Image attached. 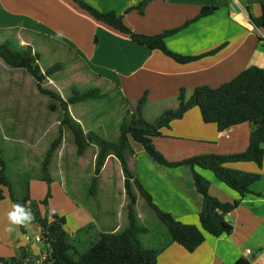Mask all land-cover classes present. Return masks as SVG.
<instances>
[{"label": "crops", "instance_id": "1", "mask_svg": "<svg viewBox=\"0 0 264 264\" xmlns=\"http://www.w3.org/2000/svg\"><path fill=\"white\" fill-rule=\"evenodd\" d=\"M81 1L101 12L114 11L133 32L144 35L179 29L197 18L203 7L213 6L217 10L166 38L170 51L199 57L188 63L176 62L160 50L133 42L129 36L93 18L74 0H0V41L7 42L5 36L15 37L20 45L31 46L35 52L34 39L49 38L72 52L93 77L97 75L98 80L117 89L132 112L145 94L143 116L149 122L156 121L166 110L177 109L182 90L190 97L198 87L218 88L250 67L264 68V29L257 28L251 19L263 14L259 0H152L143 14L129 11L142 0ZM253 129L251 123H244L220 132L215 124L204 123L200 110L193 108L165 128L153 143L168 162L175 163L203 154L242 153L249 145ZM142 152L141 149L138 154L132 152L131 164L135 166V178L152 197L154 205L184 224L201 227L199 213L203 199L194 186L191 169L167 167L149 155L152 161L140 162L137 155ZM111 158L115 157L106 160L101 175ZM119 166L122 170L120 162ZM227 167L261 176L251 186L252 193L241 198L240 204L228 214L233 232L219 238L206 235L204 243L194 252L170 243L169 237L157 248H164L158 264H235L240 258L264 264V160L261 168L254 162L231 163ZM196 171L210 181V195L221 202L231 205L240 198L210 170L196 168ZM136 190L135 206L140 194ZM152 190L158 193L159 200L156 201ZM29 193L33 198L31 186ZM13 204L9 197L0 202V257L29 264L44 246L27 245L26 236L30 235L27 228L9 225L7 213ZM88 225L89 222H83L74 231ZM9 227L15 230L11 231L8 245L4 244V237L6 234L8 239ZM143 228L146 230L143 234H147L149 230ZM35 232L40 234V227ZM111 232L114 231L103 233Z\"/></svg>", "mask_w": 264, "mask_h": 264}, {"label": "trees", "instance_id": "2", "mask_svg": "<svg viewBox=\"0 0 264 264\" xmlns=\"http://www.w3.org/2000/svg\"><path fill=\"white\" fill-rule=\"evenodd\" d=\"M74 1L93 18L129 36L133 42L146 46L151 50H160L166 56L179 63H188L197 60L199 57H185L170 51L166 46V38L188 24L207 17L217 10L213 6L203 7L197 18L189 21L179 29L165 31L158 35H144L133 32L125 24L123 17L114 11L101 12L81 0ZM151 1L142 0L137 6L130 8L129 11L138 10L140 14H143ZM259 1L262 4L263 14L258 18L251 17V19L257 28L264 29V0ZM24 47H26L25 51L20 53L11 50L7 44H0V58L12 69L25 70L35 81L40 94L59 102V108L64 115L60 133L52 142L43 160L42 173L44 177L42 179L46 181L51 179L48 168L54 154L62 143V127H66L73 136L78 155H83L91 144H95L99 149L94 169L95 179L91 190L95 189L96 180L106 160L114 156L121 164L125 176V191L129 199L127 206L129 226L121 232L102 233L99 240L92 243L87 252L79 254L73 251L77 256L75 258L74 254H71L74 249L64 228L66 224L65 216L51 212L47 198L41 202L44 206V212H41L37 206L39 203L36 204L35 201H32L30 193H27L20 201L16 200L11 194L13 203L25 205L27 208H30L29 206L32 207L30 209L35 216L32 224H36L41 228L42 235L50 244L51 257L47 264H158L159 256L164 248L145 249L138 237L146 230L137 223L134 212L137 197L133 192L132 181H134V186L138 189L140 195L166 226L170 235V243L179 244L188 252H194L204 243L206 235L219 238L230 235L233 232V226L227 216L240 204L241 198L252 193L251 186L260 180L261 176L257 173L231 169L227 165L239 162H254L259 168L263 166L264 68L250 67L218 88L198 87L190 97H187L185 91L182 90L179 95L178 108L166 110L154 122L147 121L143 116V109L147 101L146 95H144L134 108L130 121L121 126L118 142L111 143L92 132L85 133L81 124L75 121L69 113L70 105L97 97V92L92 90L87 93H79L74 90L72 97L68 100H63L57 93L43 87L44 81L59 66L42 72L38 64L39 54L34 53L31 46ZM56 108V104L51 105V109L56 110ZM193 108L200 110L204 123L215 124L220 132L244 123H251L254 129L250 135L247 149L242 153L227 155L203 154L180 162H168L163 154L156 149L153 139L161 136L165 128H169L173 121L182 119ZM130 138L141 144L145 152L155 162L167 167L188 166L191 169L194 186L203 199L199 213L201 227L184 224L176 220L170 213L162 211L154 205L152 197L143 189L138 179L135 178L129 169L126 152L131 151L129 146ZM196 168L210 170L219 182L237 192L240 198L233 204L228 205L210 195V181L199 174ZM8 189H10V183L7 178L6 165L0 156V202L7 197ZM0 264H20V262L15 258L5 259L0 257ZM235 264L252 263L245 258H240Z\"/></svg>", "mask_w": 264, "mask_h": 264}, {"label": "rangeland", "instance_id": "3", "mask_svg": "<svg viewBox=\"0 0 264 264\" xmlns=\"http://www.w3.org/2000/svg\"><path fill=\"white\" fill-rule=\"evenodd\" d=\"M3 39L8 40L0 41V44H7L11 50L20 53L25 51V45H20L15 37L5 36ZM33 46L39 54L38 64L42 72L59 66L44 81L43 87L57 93L63 100L72 97L74 90L79 93L95 90L97 97L69 106L70 116L75 121L79 120L85 133L92 132L104 140L117 143L121 126L131 119L132 107L127 100L113 86L98 80L99 76L93 77L88 67L78 61L72 52L59 47L49 38L34 39ZM52 104L57 105L56 110L51 109ZM63 117L59 102L40 94L35 81L25 70L12 69L0 59V156L6 165L10 183L6 195L11 199L13 194L20 201L29 193L31 186L32 200L39 203L37 206L41 212H44L41 202L47 198L50 211L66 218L64 228L74 249L71 254L76 258L75 252H87L91 244L99 240V233L121 232L129 226V199L124 193V176L116 158L109 160L107 170L98 176L95 189L91 190L99 149L91 144L83 155H78L73 136L66 127H62V144L48 168L51 179H42L43 160L60 133ZM129 146L136 154L140 149L143 151L137 155L140 162L143 159L152 161L142 145L131 138ZM131 151L126 152V159L131 173L136 176L135 166L131 164L134 163ZM135 164L138 168L136 159ZM132 184L136 193L134 181ZM152 191L156 201L159 200L158 193ZM134 212L138 225L149 230L147 234L138 236L142 246L145 249L159 248L170 235L140 194ZM83 222L90 225L74 231ZM37 227L31 223L26 228L30 235L35 236ZM40 232L42 235L41 228ZM2 234H5L3 230ZM4 238V244H11V231L8 239L6 234ZM37 259V256L34 257L29 264H37Z\"/></svg>", "mask_w": 264, "mask_h": 264}, {"label": "clouds", "instance_id": "4", "mask_svg": "<svg viewBox=\"0 0 264 264\" xmlns=\"http://www.w3.org/2000/svg\"><path fill=\"white\" fill-rule=\"evenodd\" d=\"M7 219L10 226L28 227L35 219L30 208L25 205L14 203L12 210L7 213ZM9 231L13 228L9 227Z\"/></svg>", "mask_w": 264, "mask_h": 264}, {"label": "built area", "instance_id": "5", "mask_svg": "<svg viewBox=\"0 0 264 264\" xmlns=\"http://www.w3.org/2000/svg\"><path fill=\"white\" fill-rule=\"evenodd\" d=\"M26 242L29 246L35 244H42L44 246V250L37 253V264H47V261L51 257V251L50 244L47 242L46 238L40 234H35V236L27 235Z\"/></svg>", "mask_w": 264, "mask_h": 264}]
</instances>
